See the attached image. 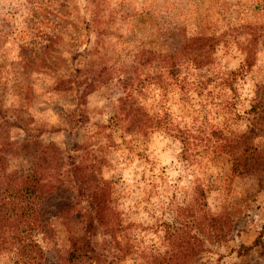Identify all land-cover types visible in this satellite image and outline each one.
Instances as JSON below:
<instances>
[{"label": "rangeland", "instance_id": "374dc122", "mask_svg": "<svg viewBox=\"0 0 264 264\" xmlns=\"http://www.w3.org/2000/svg\"><path fill=\"white\" fill-rule=\"evenodd\" d=\"M181 28L218 38L215 71L242 68L249 53L252 61L234 95L213 82L203 88L201 97L210 93L204 110L192 92L185 102L170 94L172 112L179 117L185 106L186 123H205L204 139L213 125L243 131L264 83V0H0V139L10 143L1 152L3 169L12 189L37 186L28 211L35 208L45 228L33 231L39 247L30 249L45 264H95L68 255L69 235L81 232L77 211L59 214L75 193L69 156L95 163L94 173L110 181L109 205L129 245L117 264H264V172L232 175L230 157L213 140L208 149L203 140L197 162L188 164L181 142L160 129L147 138L120 130L112 139L92 136L119 112L125 82L153 76L157 57L178 48ZM206 73L189 68L192 81ZM224 99L230 105H214ZM263 142L264 135L255 139ZM81 144L86 148L76 150ZM208 216L219 219L216 226ZM103 229L94 237L98 246ZM247 246L253 248L244 253ZM0 264L12 261L3 254Z\"/></svg>", "mask_w": 264, "mask_h": 264}, {"label": "trees", "instance_id": "16d2710c", "mask_svg": "<svg viewBox=\"0 0 264 264\" xmlns=\"http://www.w3.org/2000/svg\"><path fill=\"white\" fill-rule=\"evenodd\" d=\"M177 34L180 40L178 48L168 55L157 57L159 69L153 76L142 73L139 79L125 82V87H128L125 96L120 100L119 112L113 113L108 124L93 129L92 136L96 137L98 142L102 136L112 139L113 131L120 130L134 138L135 136L147 138L153 129H160L181 142V157L189 161L188 164L197 162L195 161L197 148L203 140L204 144L200 146L204 149H208L213 140L215 144L213 146L230 157L232 175L247 176L254 172H264V142L262 145L255 144V139L264 135V83L259 84L255 89L257 98L247 111L248 124L241 132H225V127L213 125L209 127V137L204 139L205 135L202 134L206 128L205 123L189 125L183 116L187 114L184 111L185 106L180 107L179 118L168 104L170 94L185 102L193 92L199 97V106L204 110L206 102H209L210 93L201 97L204 95L203 88L217 81L222 85L221 89L234 95L236 82L243 74L244 66H249L252 61L250 53L246 56L242 68L215 71L214 50L219 41L217 37L205 33L187 35L182 28ZM88 65L91 66L90 63ZM189 68H205L208 73L203 79L192 81L189 77ZM85 70L87 73L91 72L89 67ZM84 81L89 88L95 82L94 77L85 78ZM229 103H231L230 99H224L214 105L220 108V104L226 107L230 105ZM213 137L215 139H212ZM4 145L10 143L0 139V194L4 193L7 201L5 204L0 203V256L5 254L12 264H45L44 255L41 252L35 254L30 249L39 247L33 231L41 233L45 228L43 221L36 215L35 208L28 211V207L30 208L32 204V195L38 191L37 186L29 193L9 186L8 175L3 169L6 158L1 154ZM86 145H75L76 150L84 149ZM52 150L57 152L56 149ZM69 157L72 159L69 172L75 193L69 201L62 202L59 214H69L71 210H75L79 213L81 225L79 234L71 233L68 237L69 259L87 256L95 264H117L129 245L121 240L119 234L125 228L120 214L109 205L110 181L94 173L95 163L84 165ZM88 176L96 181L95 185L87 183ZM196 191L198 195H203L204 190L200 184L196 187ZM207 218L211 227L217 225L219 220L217 217ZM99 226L104 227L105 236L101 246L96 245L94 240ZM167 232L170 237L172 233ZM252 248L247 246L241 249L244 253H248ZM239 254L243 253L239 252Z\"/></svg>", "mask_w": 264, "mask_h": 264}]
</instances>
